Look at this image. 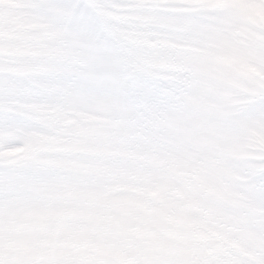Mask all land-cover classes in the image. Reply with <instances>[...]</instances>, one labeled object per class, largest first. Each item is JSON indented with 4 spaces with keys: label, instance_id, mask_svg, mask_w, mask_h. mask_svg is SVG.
I'll use <instances>...</instances> for the list:
<instances>
[{
    "label": "snow or ice",
    "instance_id": "obj_1",
    "mask_svg": "<svg viewBox=\"0 0 264 264\" xmlns=\"http://www.w3.org/2000/svg\"><path fill=\"white\" fill-rule=\"evenodd\" d=\"M0 264H264V0H0Z\"/></svg>",
    "mask_w": 264,
    "mask_h": 264
}]
</instances>
